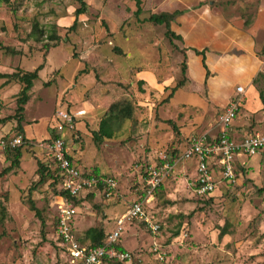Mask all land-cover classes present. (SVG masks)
I'll list each match as a JSON object with an SVG mask.
<instances>
[{
  "label": "rangeland",
  "instance_id": "rangeland-1",
  "mask_svg": "<svg viewBox=\"0 0 264 264\" xmlns=\"http://www.w3.org/2000/svg\"><path fill=\"white\" fill-rule=\"evenodd\" d=\"M84 1L81 21L68 29L56 22L79 7L75 0H0V74L38 69L20 123L27 136L26 147L21 149L18 167L0 176V264H64L66 260L56 240L51 208L56 188L50 180L36 185L37 158L47 160L38 145L50 138L53 129L68 141L69 153L74 160L80 159L82 167L96 169L117 183L108 199L92 196L75 206L81 238L89 228L110 232L133 201H143L146 168L160 166L162 157L171 162V171L144 205L149 221L159 225L158 233L152 234L139 219L125 220L116 244L130 260L105 264H264V161L258 168L244 170L234 184H219L209 195L196 196L188 186L195 168L191 161L179 160L186 138L215 128L222 114L208 107L178 111V103H205L186 93H178L164 106L172 97L170 90L184 78L186 82L181 72L185 59L183 51L170 45L163 26L144 19L169 9L171 0H141L139 16L132 0ZM260 2L217 0L228 14L250 18ZM34 26L43 33L40 42L31 36ZM53 34L58 37L56 42L48 39ZM44 44L57 46L44 57ZM198 54L203 56V52ZM197 63L195 77L203 74L201 61ZM144 67L156 73L158 83L170 80L164 96L159 98L155 92L129 83L133 70ZM82 69L87 73H79ZM203 70L210 80L208 69ZM260 78L264 95V74ZM21 89L19 82L0 78V135L8 131L23 136L16 116ZM227 90L222 84L217 94ZM102 93L111 100L98 103ZM124 98L134 104L133 118L112 126L113 137L96 145L91 131L99 130V121L112 100ZM143 99L149 106L136 110L141 108L138 100ZM82 102L91 104L97 113L87 110V115L73 122V128L56 118V112L72 114ZM161 107L168 110H159ZM168 118H174L172 124L167 123ZM239 120L235 118L229 126ZM188 129L192 133L185 137ZM257 130L264 133V128ZM11 160L0 157V173ZM253 162L258 164L259 158L253 157L250 164Z\"/></svg>",
  "mask_w": 264,
  "mask_h": 264
},
{
  "label": "crops",
  "instance_id": "crops-1",
  "mask_svg": "<svg viewBox=\"0 0 264 264\" xmlns=\"http://www.w3.org/2000/svg\"><path fill=\"white\" fill-rule=\"evenodd\" d=\"M170 6L169 9H165L161 13H172L174 16L170 23V28L180 39H173L172 41L178 51H183L181 55L185 59L186 82L173 93L170 100L164 106H169L178 93H186L194 95L199 100L205 101V103L196 105L186 102L178 103V111L208 110V107L213 110L216 108L222 114L230 100L236 95V88L242 87V103L236 116V119L240 120L234 126H229V135L232 139L238 141L247 135L259 133L257 129L264 128V95L262 88H260L262 87L260 75L264 74V64H262L258 57L260 51L264 48V0H261L251 18L250 16L240 14H228L223 7L217 4V0H171ZM118 11L121 10L118 9ZM74 12L75 9L72 8L71 12H67L66 15L59 17L56 22L57 25L70 27L71 21L74 22L76 19L73 16ZM80 17L81 15L77 16V21H81ZM198 52H203V56L199 55ZM200 61L202 63L201 68L208 69L209 75L212 76L210 80L207 79L203 68V74L197 77L193 75L196 63H200ZM145 68L133 70V73L128 77V79L131 78L129 83H137L138 86L142 87V91L151 90L159 98L164 96L165 89L171 85L170 80H162L158 83L156 73ZM228 71H230V74ZM192 80H194V83ZM221 83L228 90L223 92V94H217L218 89H222ZM139 94L142 97L144 95L142 93ZM144 100H138L137 105L141 108H136V110H146L144 107L149 106V103L147 100ZM163 107L159 110H168L163 109ZM147 109L149 110V108ZM87 110L90 112L96 110L93 112V115L97 113V109L91 104L82 102L81 106L77 107L73 113L83 111L84 114L72 121L74 122L87 115ZM206 113L208 112L204 114ZM136 119H138L137 116ZM165 120L174 121V118ZM21 131L23 132V137L26 139L27 136L24 134L25 131L22 127ZM218 131L219 126L216 122L215 128H211L210 126L205 132H199V134L207 133L216 136ZM191 133L189 129L185 130V137H188ZM5 134H8V131ZM199 134H193L192 136ZM60 136L64 139L69 152L68 141L61 134ZM188 138H186L183 150L187 146ZM70 141H73V135ZM42 153L44 154V151ZM3 156V154H0V157ZM253 157L241 156L235 159L234 168L237 177L241 176V173L245 172L244 170L248 168H258L261 166L260 163H262L263 159L260 156H257L259 158L258 164L257 162L250 164ZM72 160L80 167L83 166L80 159L74 160L72 157ZM179 160L181 161L180 156ZM191 163L193 168H195L196 175V162L191 160ZM82 168L86 170V168ZM98 172L100 175H106L100 171ZM217 177L218 175H216ZM218 186L221 185H217L216 188ZM92 196H97V194H92ZM145 198L146 194L144 195ZM76 216L77 208L73 221V228L77 235ZM77 237L80 238L78 235Z\"/></svg>",
  "mask_w": 264,
  "mask_h": 264
},
{
  "label": "built area",
  "instance_id": "built-area-1",
  "mask_svg": "<svg viewBox=\"0 0 264 264\" xmlns=\"http://www.w3.org/2000/svg\"><path fill=\"white\" fill-rule=\"evenodd\" d=\"M259 60L264 64V48L259 53ZM243 88H236V95L230 100L222 115L219 117V131L216 136L207 133L194 135L188 138L187 146L180 155L182 161L196 162V175L188 182L189 188L196 196H205L213 193L219 184L229 186L237 181L234 161L237 157L260 156L264 161V134L253 133L236 141L229 135L230 122L234 120L242 103ZM84 114L77 111L73 114L59 111L55 116L64 124L73 128V119ZM25 143L22 135H0V154L17 148ZM56 164L61 184L58 190L66 192L71 199L85 198L88 194L102 195L109 198L116 190L117 183L109 176H96L91 171L81 168L76 162L68 158L67 148L63 138H57L50 142L38 145ZM168 158L162 157L160 166H148L144 171V186L146 198L140 202L130 204L125 214L116 219L114 228L106 233L103 245L96 248H88L77 237L73 221L76 207L73 202L59 195L52 197L51 208L55 216L56 240L62 253L66 256L64 264H104L105 260L124 262L130 260L125 251L116 249L120 239L125 220L139 219L148 226L152 234L159 231L157 223H151L147 218L144 205L149 202L154 192L162 185L164 179L171 171L172 166ZM212 166L219 168V174H213ZM162 260V257L159 256Z\"/></svg>",
  "mask_w": 264,
  "mask_h": 264
},
{
  "label": "trees",
  "instance_id": "trees-1",
  "mask_svg": "<svg viewBox=\"0 0 264 264\" xmlns=\"http://www.w3.org/2000/svg\"><path fill=\"white\" fill-rule=\"evenodd\" d=\"M79 7L75 9V17L77 18L78 15L84 14L85 13V9H86V5L84 0H75ZM135 3L136 6V12L135 15L139 16L140 12H141V0H132ZM173 14L172 13H160V14H150V16L146 19H144V21L152 23L153 25H157V26H163L164 28V36L168 39L169 43L171 46H173L174 48L176 46H174L173 44V39H180L179 36L175 35L170 28V23L173 19ZM76 19L73 22L72 26H70L68 29H72L75 24H76ZM38 26H34L32 28V37L35 38V40L37 42H40L41 36L43 35V33L41 31H39L37 29ZM50 41H57L58 37L53 34L52 36H49L48 38ZM56 44H53V46H49L48 44H44L42 46V48L44 49V53L43 56H46V53L52 48L56 47ZM7 49V48H5ZM204 66V63H203ZM185 64H182V68H181V72L182 75H185ZM79 73H87V71L85 69H82L79 71ZM38 77V69H35L33 71L30 72H23V73H12V74H0V78L6 79L7 81L12 80V81H17L22 85V89L16 99V116H17V129L18 131H21V126L20 123L22 122V114L24 112V105L27 103L28 99H29V93L30 90L33 86V81L36 80ZM95 78H97L95 76ZM185 82V78L178 82L171 90H170V95L172 96L173 93L180 88L182 85H184ZM118 100V99H117ZM115 100L113 102H111V104H109V106H107V110L104 111V114L101 118V120L99 121V130L97 131H91V137L94 141V143L96 145L101 144L103 141L105 140H109L113 137L114 135V130L112 129V126H120V123L123 121H128L131 120L133 118L134 115V104L125 99L121 100V101H117ZM107 101H109V95L102 93L99 99L98 103L104 104ZM167 123H171L170 120H167ZM73 125V123H72ZM51 136L49 139L45 140V142H50L54 139L57 138H61L60 133L56 130L53 129L51 130ZM78 136V135H77ZM79 137V136H78ZM64 140V139H63ZM65 142V141H64ZM26 143V142H25ZM22 144L20 146H18L15 149L12 150H8L6 152L3 153L4 156H7L8 158L12 157L11 163L10 165L4 169L1 173L0 176L8 174L9 172H11L14 168H17L19 165V161L21 159V149L26 147V144ZM66 145V143H65ZM30 147V146H27ZM67 155L68 158L72 160V157L70 155V153L67 150ZM73 161V160H72ZM213 170V174L214 175H220L219 174V168L217 166H212ZM94 175L96 176H101L98 172V170L94 169L91 171ZM37 175H38V182L36 183V185H43L44 183H46V181L50 180L51 184L56 188V192H54V196L59 195L62 198H66L67 200L73 202V204L76 206L80 200V199H71L69 198L68 194L62 190H58L59 185L61 184V177L59 175V170L55 164V162L49 157L47 156V160L43 161L42 159H38L37 158ZM264 191V188L261 190ZM92 197V194H88L84 199L82 200H86V199H90ZM31 210L35 211L34 206L31 204L30 205ZM175 236L178 235V233L174 234ZM106 237V233L104 232V230L102 228H89L84 232V236L83 238H79L80 242L82 244H84L85 246H87L88 248H96V247H100L103 245L104 239ZM116 249L118 251H124L120 246H116ZM112 260H105L104 264L107 262H110Z\"/></svg>",
  "mask_w": 264,
  "mask_h": 264
}]
</instances>
